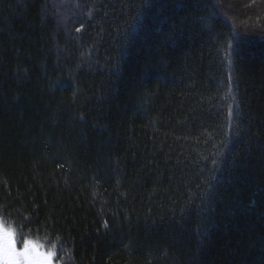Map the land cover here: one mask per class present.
<instances>
[{"label": "trees", "instance_id": "trees-1", "mask_svg": "<svg viewBox=\"0 0 264 264\" xmlns=\"http://www.w3.org/2000/svg\"><path fill=\"white\" fill-rule=\"evenodd\" d=\"M0 218L57 264H264V0H0Z\"/></svg>", "mask_w": 264, "mask_h": 264}, {"label": "snow or ice", "instance_id": "snow-or-ice-1", "mask_svg": "<svg viewBox=\"0 0 264 264\" xmlns=\"http://www.w3.org/2000/svg\"><path fill=\"white\" fill-rule=\"evenodd\" d=\"M23 245V250L17 251L14 230L6 227L5 223L0 220V258H4L7 261L10 257L24 256L31 248L37 252V255L45 259L48 264H52V258L56 255L54 252H40V246L30 240H24Z\"/></svg>", "mask_w": 264, "mask_h": 264}, {"label": "rangeland", "instance_id": "rangeland-1", "mask_svg": "<svg viewBox=\"0 0 264 264\" xmlns=\"http://www.w3.org/2000/svg\"><path fill=\"white\" fill-rule=\"evenodd\" d=\"M0 220H1V218H0ZM5 226L9 227V226H7L6 223H5ZM15 239H16V242H17L18 239H17L16 235H15ZM35 244H37V243H35ZM37 245L40 246L39 247V251L40 252H49L42 245H40V244H37ZM23 247H24V245H23V242H22V250H23ZM23 258L31 259L34 262V263L33 262H26V264H48V262L45 259H43L39 255H37V252L35 250L31 249V248L29 249L28 253L23 256ZM9 259L10 260H14V261H19V256L10 257ZM0 264H8V263H6V260L4 258H0ZM52 264H57L56 261H55V256L52 258Z\"/></svg>", "mask_w": 264, "mask_h": 264}]
</instances>
